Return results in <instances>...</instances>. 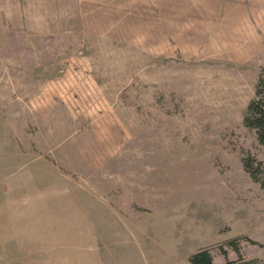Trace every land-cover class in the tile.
Listing matches in <instances>:
<instances>
[{
	"label": "rangeland",
	"instance_id": "1",
	"mask_svg": "<svg viewBox=\"0 0 264 264\" xmlns=\"http://www.w3.org/2000/svg\"><path fill=\"white\" fill-rule=\"evenodd\" d=\"M262 67L264 0H0V264H264Z\"/></svg>",
	"mask_w": 264,
	"mask_h": 264
},
{
	"label": "trees",
	"instance_id": "2",
	"mask_svg": "<svg viewBox=\"0 0 264 264\" xmlns=\"http://www.w3.org/2000/svg\"><path fill=\"white\" fill-rule=\"evenodd\" d=\"M243 123L256 131L258 141L264 145V67H262L258 73L253 97L247 103L246 111L243 116ZM243 167L250 174V176L264 184V169L259 167L262 165V161L256 159L251 154H247L242 157ZM255 163V164H254ZM260 173H263L261 176ZM227 242L235 249L238 250L236 239H229ZM188 260L192 264H219L215 263L212 259L211 252L208 247H202L192 252ZM227 264H235V261L228 260Z\"/></svg>",
	"mask_w": 264,
	"mask_h": 264
}]
</instances>
